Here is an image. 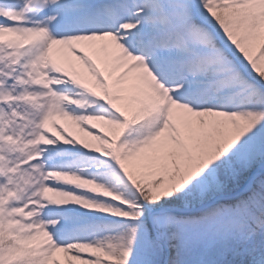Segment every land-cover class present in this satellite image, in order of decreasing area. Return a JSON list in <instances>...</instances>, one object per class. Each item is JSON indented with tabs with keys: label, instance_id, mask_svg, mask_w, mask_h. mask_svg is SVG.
<instances>
[{
	"label": "snow or ice",
	"instance_id": "6c2138e0",
	"mask_svg": "<svg viewBox=\"0 0 264 264\" xmlns=\"http://www.w3.org/2000/svg\"><path fill=\"white\" fill-rule=\"evenodd\" d=\"M0 264H264V0H0Z\"/></svg>",
	"mask_w": 264,
	"mask_h": 264
}]
</instances>
